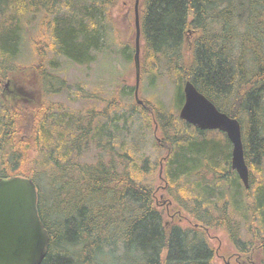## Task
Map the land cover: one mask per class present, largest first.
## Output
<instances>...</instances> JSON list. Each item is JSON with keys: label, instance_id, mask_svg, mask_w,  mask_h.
Returning <instances> with one entry per match:
<instances>
[{"label": "trees", "instance_id": "16d2710c", "mask_svg": "<svg viewBox=\"0 0 264 264\" xmlns=\"http://www.w3.org/2000/svg\"><path fill=\"white\" fill-rule=\"evenodd\" d=\"M115 2L0 0V177L26 176L36 185L38 214L49 233L40 264H93L98 256L116 264H215L211 228L226 232L237 264H255L254 254L264 264V0L139 1L140 73L152 87L164 77L175 84L176 111L165 112L161 103L148 100L137 106L156 125L159 140L153 144L164 150L166 194L178 213L190 217V225L182 226L177 215L166 224L153 186L135 172L129 151L120 155L121 170L114 155L90 163L78 159L89 143L105 149L108 134L92 115L2 95L8 78L27 86L26 71L44 95L66 91L63 79L42 70L45 48L89 65L106 47L104 17ZM38 17L35 59L20 66L15 59L23 31ZM133 53L134 42H126L122 55L131 60ZM185 79L238 119L248 189L231 169L225 133L200 130L178 117ZM115 119L109 125L116 135Z\"/></svg>", "mask_w": 264, "mask_h": 264}, {"label": "rangeland", "instance_id": "374dc122", "mask_svg": "<svg viewBox=\"0 0 264 264\" xmlns=\"http://www.w3.org/2000/svg\"><path fill=\"white\" fill-rule=\"evenodd\" d=\"M104 18L107 31L106 47H104V51L95 55L94 61L89 65L73 64L52 50L45 48L42 70L63 79L68 87L66 91L44 95L40 89L32 85L36 80L35 76L31 75L29 71L25 73L27 86L10 78L9 88L11 89L12 85L21 87L26 93L30 94V97L24 96L28 99L27 101L44 100L46 104L53 106L61 104L71 109H77L83 115H92L94 123L103 124L108 134L107 138L102 141L105 149L97 147L94 143H89L78 159L81 162L90 163L100 158L107 161L110 155H114L119 161L118 170H121L123 161L120 155L129 151L127 152L128 155L136 160L135 172L142 179V182L153 186L155 203L160 208L166 224L175 222L177 215L182 226L190 225V217L185 212L178 213L172 206L174 203L173 198L168 193L166 194L161 160L164 150L162 147L153 144L155 138L159 140V135H156V137L154 135V133L157 134V128L151 121L145 119L144 113L137 106L143 104L144 100H148L153 106L161 103L160 107L165 112L171 109L176 111L171 102L175 84L164 77L161 82L157 83L156 87H152L149 85L147 77L142 76L139 71L137 96L135 97L134 61L133 59L128 60L122 55L124 44L135 42L134 0H116L110 8L109 16ZM38 22L39 17L31 21L29 27L23 31L21 49L15 59V62L20 66H30L35 59L34 43L40 37ZM193 38L190 35L186 40L185 56L190 54L189 47H191ZM56 61H58V65L53 66L52 62ZM3 88L4 84L2 90ZM4 93H6V98L16 101V98L13 99L9 95L10 93H7V91ZM18 96L17 99L21 100L20 95ZM138 100H141L142 103L139 104ZM114 117H118V120ZM111 119L117 121L116 124L119 129L116 135L112 132L115 128L109 125ZM112 151L113 154H111ZM143 159H146L144 165L142 164ZM262 176L264 178V163ZM47 179L46 176L40 179L44 194L48 192L49 188ZM173 214H175V217ZM207 234L208 240L215 251L212 259L213 263L237 264L235 261L236 251L228 240L226 232L221 228H211L208 229ZM253 257H255V264H260L258 255L254 254ZM74 258H77V256L74 255ZM75 264H79L78 261ZM93 264L116 263L111 261L109 257L98 256Z\"/></svg>", "mask_w": 264, "mask_h": 264}, {"label": "water", "instance_id": "95a60500", "mask_svg": "<svg viewBox=\"0 0 264 264\" xmlns=\"http://www.w3.org/2000/svg\"><path fill=\"white\" fill-rule=\"evenodd\" d=\"M135 91L140 71L139 0H134ZM11 79L4 83L2 95L7 93L15 99L27 101L30 97L21 87L12 85ZM184 101L179 109V118L200 130H219L231 143L230 166L245 187L249 183V169L244 158L241 126L238 119L219 110L210 99L186 79L182 87ZM19 97V96H18ZM139 104L141 100L137 101ZM49 244V233L38 214L37 189L30 177L11 175L0 177V264H40Z\"/></svg>", "mask_w": 264, "mask_h": 264}, {"label": "bare ground", "instance_id": "6f19581e", "mask_svg": "<svg viewBox=\"0 0 264 264\" xmlns=\"http://www.w3.org/2000/svg\"><path fill=\"white\" fill-rule=\"evenodd\" d=\"M134 27H135V25H134ZM134 51H135V42H134ZM185 80H186V79H185ZM185 80H184V81H185ZM183 83H184V82H183ZM182 87H183V85H182ZM182 92H183V91H182ZM183 101H184V100H183ZM212 103H213V102H212ZM182 104H183V103H182ZM182 104H181V105H182ZM213 104H214V103H213ZM180 107H181V106H180ZM180 107H179V109H180ZM179 109H178V113H179ZM178 117H179V115H178ZM230 117H231V116H230ZM234 118H235V117H234ZM155 127H156V125H155ZM239 179H240V178H239ZM33 182H34V181H33ZM241 182H242V181H241ZM242 184H243V183H242ZM248 185H249V183H248ZM35 186H36V185H35ZM243 186H244V184H243ZM244 188L247 189L248 187H245V186H244ZM46 253H47V252H46ZM45 255H46V254H45ZM43 258H44V257H43ZM40 263H41V262H40Z\"/></svg>", "mask_w": 264, "mask_h": 264}]
</instances>
